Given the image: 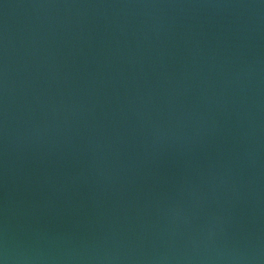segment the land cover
Listing matches in <instances>:
<instances>
[{
    "label": "water",
    "instance_id": "obj_1",
    "mask_svg": "<svg viewBox=\"0 0 264 264\" xmlns=\"http://www.w3.org/2000/svg\"><path fill=\"white\" fill-rule=\"evenodd\" d=\"M0 259L264 264V0H0Z\"/></svg>",
    "mask_w": 264,
    "mask_h": 264
},
{
    "label": "clouds",
    "instance_id": "obj_2",
    "mask_svg": "<svg viewBox=\"0 0 264 264\" xmlns=\"http://www.w3.org/2000/svg\"><path fill=\"white\" fill-rule=\"evenodd\" d=\"M0 264H6V259H0Z\"/></svg>",
    "mask_w": 264,
    "mask_h": 264
}]
</instances>
